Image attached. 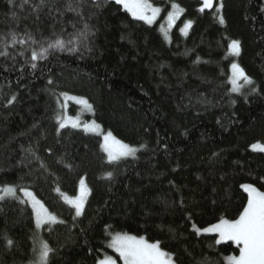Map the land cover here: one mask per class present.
Segmentation results:
<instances>
[{"label": "trees", "instance_id": "obj_1", "mask_svg": "<svg viewBox=\"0 0 264 264\" xmlns=\"http://www.w3.org/2000/svg\"><path fill=\"white\" fill-rule=\"evenodd\" d=\"M155 3L166 16L183 9L170 41L112 0H0V187L30 190L62 221L43 228L48 264H99L117 234L159 242L175 264L239 255L193 226L239 219L243 185L264 192V153L250 149L264 142V0L203 12L201 0ZM57 39L64 50L31 59ZM235 62L252 81L239 95ZM65 93L88 100V119L136 157L110 163L100 136L61 128ZM82 179L90 195L77 216L61 194L77 196ZM37 240L29 205L2 200L0 264H35Z\"/></svg>", "mask_w": 264, "mask_h": 264}, {"label": "snow or ice", "instance_id": "obj_2", "mask_svg": "<svg viewBox=\"0 0 264 264\" xmlns=\"http://www.w3.org/2000/svg\"><path fill=\"white\" fill-rule=\"evenodd\" d=\"M115 2L122 5L134 18L143 20L148 24H152L161 12V9L154 7L152 3H150V0H115ZM171 7L174 11L167 16L169 27L174 24L175 19L183 12V9L177 4H172ZM220 7L222 8L223 5L221 4ZM212 8L213 0H202V7L199 11L203 12L206 9ZM217 11H219V8ZM219 19L220 22L223 23V17ZM190 26L191 21H189L181 31L187 34V29ZM165 36H167V32H165ZM33 43H35V41H33ZM53 48L62 51L65 48V42L61 39H57L54 42L48 43L47 47L41 46L39 52L32 50L31 59L33 61L37 59H46L49 50ZM229 48L232 55L238 56L240 54L239 41L233 40ZM32 67L35 68L36 65L33 64ZM231 68L232 77L230 82L234 92L240 90V81H243L244 84H252L251 79L244 73V70L238 64L233 63ZM64 98L65 103L61 105L62 108H66V102L72 100L85 109H92V105L84 98L69 96L67 93L64 94ZM69 121L72 122L73 127L79 126L78 119L73 117H67L65 119L62 117L60 120V127H66ZM84 127L89 131L95 130L89 125H85ZM252 148L254 151L264 152V145L260 143L253 144ZM103 149L107 153L110 161H118L123 157L135 155L137 151L136 148L116 139L111 132L104 136ZM110 175L111 173H109V176ZM243 187L245 191L248 192L249 198L247 207L243 210L239 219L221 220L217 224L204 228L203 232L218 233L220 241H233L240 247L238 256L233 255L227 258L228 264H264V192L258 191L251 185H244ZM89 191L90 190L86 188L85 182L82 179L80 181V195L74 199L65 196L67 202L76 209L77 216L83 213L84 204ZM23 194L32 203V207L36 213V225L38 228L44 224L62 222L58 221L57 217L51 214L48 209L35 198L32 192L24 189ZM16 195V187L9 185L0 187V200L8 196L15 198ZM193 227L195 231H201V229L195 228V226ZM9 243H11V241ZM110 247L114 248L115 251L119 253L124 264H174L171 254L163 250L159 242L150 243L143 237L137 238L136 236L117 234L112 238ZM51 252L52 249L49 245L44 241H40L36 264H48V258ZM99 264H116V261L108 257L101 260Z\"/></svg>", "mask_w": 264, "mask_h": 264}, {"label": "rangeland", "instance_id": "obj_3", "mask_svg": "<svg viewBox=\"0 0 264 264\" xmlns=\"http://www.w3.org/2000/svg\"><path fill=\"white\" fill-rule=\"evenodd\" d=\"M112 1H115V0H112ZM155 1H160V0H150V3H152V5L154 6V7H158V8H160L161 9V7L160 6H158V5H156V3H155ZM202 1V0H201ZM223 5V0H213V8H219V11H222V8L220 7V5ZM122 6V5H121ZM122 8H123V6H122ZM212 8V9H213ZM124 9V8H123ZM125 11H127L126 9H124ZM206 10H210V9H206ZM174 11V9L172 8L170 11H168L167 12V16H168V14L169 13H171V12H173ZM128 12V11H127ZM129 13V12H128ZM130 15H131V13H129ZM182 14H183V12H181L179 15H178V17L175 19V21H174V24L171 26V27H169L168 26V20H167V16H166V14L164 15L163 14V10L161 9V12L159 13V15L157 16V18H156V20L152 23V24H148L147 22H145V21H143V20H139V21H142V22H144L145 24H147V25H149V26H157L158 28H159V30H160V32L164 35V37L167 39V40H171V34H172V32H173V30L175 29V27H176V25L178 24V22H179V20H180V18L182 17ZM132 16V15H131ZM133 17V16H132ZM134 18V17H133ZM134 19H136V18H134ZM136 20H138V19H136ZM188 23V22H187ZM186 23V24H187ZM185 24V25H186ZM185 25H183L182 26V28L181 29H183L184 27H185ZM191 27H192V24H191V26L187 29V34H185L184 32H182L181 31V29H180V31H181V34L183 35V36H187L188 34H189V32H190V30H191ZM165 32H167V36H165ZM230 46V45H229ZM240 50H241V47H240ZM229 52H230V48H229ZM230 54H231V52H230ZM232 55V54H231ZM234 57H238V56H235V55H233ZM236 64H238L237 62H235ZM239 65V64H238ZM240 66V65H239ZM245 73V72H244ZM231 77H232V68L230 69V81H231ZM240 84H241V88H240V90L239 91H233L232 90V84H231V82H230V85H231V91L234 93V94H237V95H239V94H241L243 91H244V89L249 85V84H244L243 83V81H240ZM69 102H72L71 104H73V105H76V106H78L79 107V110H77L76 111V116L77 117H74L75 119H78V121H79V126L78 127H73L72 126V122L71 121H69L68 123H67V126L66 127H71V128H74V129H78V130H82V131H84L85 133H88V134H92V135H96V136H100L101 138H102V149H103V143H104V136L105 135H107V133H109V132H106L103 128H102V126L101 125H99V124H97L94 120H90V119H88V117L89 116H93V111H92V109L91 110H88V109H85V108H83L81 105H79V104H77V103H75V101H72V100H69ZM62 117L63 118H67V117H70L69 116V105H67V107L65 108V110L63 111V115H62ZM61 117V118H62ZM61 120V119H60ZM85 125H89V126H92L95 130H92V131H89V130H86L85 129ZM98 126V127H97ZM66 127H64V128H66ZM113 135V134H112ZM116 139H118L115 135H113ZM119 140V139H118ZM121 141V140H120ZM123 142V141H122ZM254 144H256V143H254ZM260 144H262V145H264V142H260ZM134 148H136V147H134ZM137 149V148H136ZM250 149L253 151V152H260V151H254L253 150V148H252V145H251V147H250ZM103 151H104V149H103ZM137 152H138V150L136 151V153H135V155H130V156H127V157H123V158H121L120 160H118V161H110L109 159H108V156H107V153L104 151V153H105V155H106V157H107V160H108V162H110V163H116V162H119V161H121V160H124V159H130V158H134V157H136V154H137ZM260 153H264V152H260ZM84 180V182H85V186H86V188L87 189H89V186H88V183H87V181H86V179H83ZM244 186V185H243ZM243 188V190L245 191V189H244V187H242ZM17 189V188H16ZM23 190L24 189H17V195H16V197L17 198H20V200L22 201V202H24V203H26V204H28L29 205V207L31 208V210L33 211V215H34V220H35V228H36V231H37V234H38V237H39V240H37V243H38V250H39V246H40V241H44L41 237H42V232H43V228L45 227V226H47V225H54V224H56V223H53V224H44L43 226H41V227H37V225H36V213H35V211H34V209H33V207H32V203H31V201L27 198V197H25L24 196V194H23ZM90 190V189H89ZM258 190V189H257ZM29 192H31L30 190H28ZM259 191V190H258ZM261 192V191H260ZM33 193V192H32ZM245 193L248 195V192H246L245 191ZM34 194V193H33ZM80 195V183H79V188H78V193H77V196H75V197H71V196H69V195H64V194H61V196H62V199H63V201H64V203L65 204H67L68 206H70L71 208H73L74 210H75V212H76V209L70 204V203H68L67 202V200L65 199V196H67V197H69V198H72V199H74V198H76V197H78ZM89 195H90V191H89V194L87 195V197H86V201H85V204H84V209H85V205H86V203H87V200H88V198H89ZM34 196H35V198L37 199V200H39L38 198H37V196L34 194ZM7 198H13V197H11V196H8V197H5L4 199H7ZM248 198H249V195H248ZM4 199H2V200H4ZM2 200H0V202L2 201ZM40 201V200H39ZM41 202V201H40ZM42 203V202H41ZM43 204V203H42ZM44 205V204H43ZM45 206V205H44ZM46 208V207H45ZM83 212H84V210H83ZM52 214V213H51ZM83 214V213H82ZM81 214V215H82ZM54 215V214H53ZM81 215H79V216H81ZM56 216V215H55ZM57 217V216H56ZM57 220L59 221V219H58V217H57ZM58 223V222H57ZM217 224V223H216ZM199 233H201V234H212V235H217L218 236V240L220 241V237H219V234L218 233H206V232H203V230H201ZM45 242V241H44ZM111 242H112V239H111V241H110V244H111ZM220 242H222V243H224V242H233V241H220ZM234 243V242H233ZM110 249L113 251V255H107V256H105L104 257V259H106V258H108V257H111L113 260H115L116 261V264H124V262H123V259L119 256V253L118 252H116L115 251V249L114 248H112V247H110ZM103 259V260H104ZM174 262V261H173ZM36 264V263H35ZM175 264V263H174Z\"/></svg>", "mask_w": 264, "mask_h": 264}]
</instances>
